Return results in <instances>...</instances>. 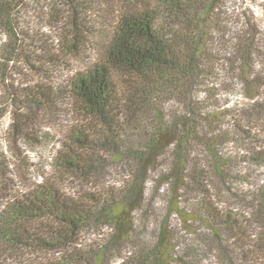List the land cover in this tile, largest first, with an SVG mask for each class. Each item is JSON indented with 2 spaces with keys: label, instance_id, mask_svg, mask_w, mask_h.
<instances>
[{
  "label": "trees",
  "instance_id": "16d2710c",
  "mask_svg": "<svg viewBox=\"0 0 264 264\" xmlns=\"http://www.w3.org/2000/svg\"><path fill=\"white\" fill-rule=\"evenodd\" d=\"M40 1L50 33L29 16L39 0H0V118L52 147L49 173L0 164V261L264 264V179L234 185L264 167L247 0Z\"/></svg>",
  "mask_w": 264,
  "mask_h": 264
},
{
  "label": "rangeland",
  "instance_id": "374dc122",
  "mask_svg": "<svg viewBox=\"0 0 264 264\" xmlns=\"http://www.w3.org/2000/svg\"><path fill=\"white\" fill-rule=\"evenodd\" d=\"M248 4L246 5L245 2H243V7L247 9V12L254 16V21L259 27L261 33L264 36V0H247ZM42 5L41 1L39 0L38 4L33 5V8L35 11L31 10L30 13V19L34 21V25L36 27H39L41 31L50 33V27L46 25L45 22H39L35 19V15L38 14V10L40 6ZM1 94V93H0ZM1 105V98H0V108ZM10 111L7 109L2 117L0 118V164L3 166H7L8 169L11 171H14V167H17L18 174L22 177H28L30 172L33 171H39V172H51L49 170V161L47 153L52 149L51 142H44V140L41 141L42 144H40L37 148L35 147L33 150L30 149L27 145L24 143L20 144L19 142H15L14 139L11 137L10 132V124H11V114L8 112ZM51 123V122H50ZM62 122H58L57 126L60 127V124ZM47 129H49L50 133H53L52 126L50 125ZM42 131H45L44 129H41ZM10 151V152H9ZM11 152H15L17 154L16 157H13ZM19 155V156H18ZM23 164H26V167H24ZM29 165H32L36 168L30 169L28 173H26V169ZM49 171V172H48ZM122 171L124 169H121L120 167L113 168L109 171L107 175V179L110 181H116L119 180L122 176ZM249 175L246 177V183L243 184V182L237 181L234 183L235 188L241 189L243 193H248L249 191H253L252 184L260 183L264 179V167H257L252 166L248 170ZM12 174H9V177L11 178ZM36 179L38 181V176L36 175ZM35 179V180H36ZM65 186L68 189H80V186L78 185V181L67 179ZM149 198L152 199L155 204V210L158 209V207L163 208L162 206V200L164 198L163 193H155L151 192L148 194ZM154 195V196H152ZM5 197V196H4ZM4 197H1L0 199H4ZM161 202V203H160ZM160 209V208H159ZM141 225V223H139ZM99 235L94 234L93 232L86 235L85 241L86 242H99ZM0 264H5L4 261H0ZM109 264H117L115 261H110Z\"/></svg>",
  "mask_w": 264,
  "mask_h": 264
}]
</instances>
